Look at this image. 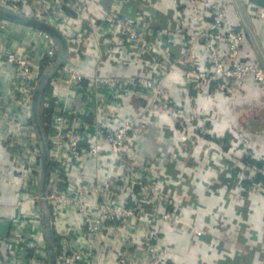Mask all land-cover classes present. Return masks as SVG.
Wrapping results in <instances>:
<instances>
[{
	"label": "built area",
	"instance_id": "obj_1",
	"mask_svg": "<svg viewBox=\"0 0 264 264\" xmlns=\"http://www.w3.org/2000/svg\"><path fill=\"white\" fill-rule=\"evenodd\" d=\"M115 1L120 5L127 0ZM188 1L191 14L181 19L180 28L158 32L146 20V8L128 17L120 12L102 17L98 0H0V7L46 21L69 40L68 59L51 78L50 97L41 107L51 111L47 140L53 169L45 201L57 241L56 264H177L173 257L178 245L172 233L182 230L190 232L191 245L212 246L216 237L199 217L207 206L193 186H186L209 156L216 172L204 182L208 194L227 191L224 176L232 177L234 191H241L243 206L229 228L248 243L264 244L253 225L241 219L244 207L254 213L251 201L264 198V152L253 150L254 133L247 130L231 134L228 149L216 146L209 138L226 133H216L193 94L211 89L223 93L233 109L246 81L252 79L256 87L264 88V68L259 61L246 59L249 39L233 0ZM244 5L250 19H264V7L245 1ZM68 12L77 15L75 20L68 18ZM101 21L108 35L98 39L94 30ZM12 24L0 18L1 33ZM27 29L33 44L8 42L3 56V64L13 67L10 95L19 114L14 118L4 114V151L13 169L9 183L17 188L16 201L4 205L0 216V225L7 219L11 222L8 237L0 236V246L11 264H48L32 97L59 49L46 33ZM40 37L46 39L44 50L35 46ZM122 52L137 59V73L92 75L80 68L92 56L102 69ZM174 74H179V82L169 87ZM172 91L190 105L189 111L177 104ZM1 96L0 91V105ZM134 99H146L148 104L137 109ZM154 115L170 117L173 134L165 135V148L162 145L154 157H146L139 143ZM14 126L25 132L24 142L15 136ZM188 148L197 159L194 167L185 162ZM167 162L177 167L175 177L168 173ZM189 194L192 199L187 201ZM213 211L214 216L219 209ZM223 245L216 240L212 246L219 254L217 264L242 256L240 249L229 251Z\"/></svg>",
	"mask_w": 264,
	"mask_h": 264
},
{
	"label": "crops",
	"instance_id": "obj_2",
	"mask_svg": "<svg viewBox=\"0 0 264 264\" xmlns=\"http://www.w3.org/2000/svg\"><path fill=\"white\" fill-rule=\"evenodd\" d=\"M244 1L264 7V0ZM98 2L100 5L97 7L100 9L101 13L103 12L102 17L109 12H120V15L128 17L132 15V13H142L145 8L149 9L147 14H145V18L150 26L156 25V27H154L158 32L160 31L159 29H169L170 31L179 29L181 26V19H188L191 14L188 0H127L120 5L117 4L115 0H98ZM72 12H68V18L75 20L77 15ZM235 16L236 15L233 14L234 18ZM251 20L256 35L264 49V19L252 17ZM95 27L94 31L98 32L97 38H106V35H108L106 23L101 21L100 23H96ZM8 42L14 45L32 43L30 37H28L27 27L13 23L5 34H2L0 31V91L2 95V105H0V216L3 214L4 205L16 201L17 188L15 185L9 183V179L13 174L12 161L10 156L4 151L6 139L4 114L8 112L12 117L18 116L19 114L16 106L13 105L14 101L10 95L13 67L3 64L4 52L7 50L6 46H9ZM35 42L36 45H34L37 46L38 49L44 50L46 48L45 38H37ZM245 52L247 60L258 61L257 54L250 43L246 46ZM175 54L177 56L181 55L177 50ZM79 65L82 71L92 75L98 73L131 75L137 73L140 69L137 59L123 52L115 62L108 64L102 69H100L99 60L92 56L82 61ZM178 82L179 74H174L168 79L167 85L172 87L173 84ZM193 94L202 102L203 111L211 117L212 122L210 125L216 130V133H226L225 136L221 138H216L215 136L209 138L213 140L216 146L221 149H228L230 147L231 134L240 130H247V132L250 131L254 133L252 137L253 150L259 153L264 152V88L256 87L252 79L246 81L244 91L233 109L229 106L228 100L224 97L223 93L211 89L203 93L201 92L200 94L197 92ZM171 95L179 106H184L187 110L189 109L190 105L187 104L185 100L183 101L180 99V96L176 92L172 91ZM145 100L134 99V106L137 109H140L141 106H147L148 103ZM185 109L184 112L188 113L189 110L186 111ZM152 118V122L147 129L144 130V134L141 135L139 143L142 156L146 157H154L156 150L162 149L161 146L163 145L164 147V143L167 142L165 141V135L173 134L171 131L173 128V120L170 117L166 115H154ZM13 132L18 139L23 142L25 141V132L23 130L14 126ZM187 153L188 158H185V162L194 167L197 165V159L192 155L193 150L188 148ZM210 157L211 156L207 158L206 165L197 169L196 175L187 180L186 186L189 188L193 186L200 195L201 201L207 206L206 209L201 210L199 217L200 222L206 223L216 237L212 246H216V240H219L224 244L223 249L225 248L229 251L233 248L240 249L243 259L239 264H264V244L258 246L254 242L248 243L243 236H238L234 228H229V225L232 224L237 217L238 208H242L241 206H243V202L240 199L241 191L238 193L237 190V192L233 190L232 177L224 176V181L228 186L227 191L224 188V190H221V194H218V191L212 196L208 194L204 182L212 178L216 172L215 165H211L210 163ZM174 165L175 164L170 162L166 163L168 173L171 177H175L178 173L177 167ZM180 194L185 195L182 192H180ZM191 199L192 196L189 194L187 201ZM250 205L254 213H249L247 207H244L241 219L252 224L258 236L264 239V232L262 229L264 198L258 196L251 201ZM216 208L219 209L218 213L214 214V216L211 215L212 211ZM186 215H188V213H186ZM185 218L187 217L185 216ZM214 222L217 223V225H215ZM185 223L188 225L189 221H185ZM172 238L178 245L175 256L173 257V261L177 264H217V259L219 258L217 251H215L211 245H191V234L189 231H174L172 233ZM210 238L211 237H209V239ZM5 252V247L0 246V264H11ZM232 261H230L231 264L236 262V259Z\"/></svg>",
	"mask_w": 264,
	"mask_h": 264
},
{
	"label": "water",
	"instance_id": "obj_3",
	"mask_svg": "<svg viewBox=\"0 0 264 264\" xmlns=\"http://www.w3.org/2000/svg\"><path fill=\"white\" fill-rule=\"evenodd\" d=\"M233 4L239 14L247 38L249 39L250 44L252 45V47L254 48L257 54L258 61L264 68V49L256 35L252 21L246 11L244 1L233 0ZM0 18L14 24L22 25L27 28H32L46 33L56 41L59 49L57 60L41 76L32 97V123L35 128L36 135L39 141V148L41 152V164H42L41 182L39 187V194L41 195L39 199V207L42 215L44 234L48 247V255H49L48 264H56L55 241H54L53 231L50 225V220L48 217V213L46 209V201H45L49 178H50V172H51L49 143L47 140V135L45 134L41 125L40 112H41L44 94L49 85L51 78L65 64V62L68 59L69 40L58 28H56L52 24L31 16L13 12L3 7H0ZM10 230H11V222L7 219L3 221L0 225V236L3 238L8 237Z\"/></svg>",
	"mask_w": 264,
	"mask_h": 264
},
{
	"label": "trees",
	"instance_id": "obj_4",
	"mask_svg": "<svg viewBox=\"0 0 264 264\" xmlns=\"http://www.w3.org/2000/svg\"><path fill=\"white\" fill-rule=\"evenodd\" d=\"M137 1V0H135ZM253 1V0H252ZM257 1H260V0H257ZM156 27V25H154ZM250 43V42H249ZM257 61V60H256ZM50 97V88L49 86L47 87L46 91H45V94H44V101L46 98ZM51 113V111H47L45 110L44 108L41 109V112H40V121H41V125H42V128L45 132V134L47 135V133H49L50 131V125H49V117L47 116V114ZM50 167L51 169H53V165L50 163ZM237 170L234 171V175L236 176L237 175ZM246 185L249 186L250 183L249 182H246ZM55 241V239H54ZM56 245H57V241H55ZM243 259V257H238V259H236V262L232 263V264H239L241 262V260ZM233 262V261H232ZM231 264V262L229 263Z\"/></svg>",
	"mask_w": 264,
	"mask_h": 264
},
{
	"label": "rangeland",
	"instance_id": "obj_5",
	"mask_svg": "<svg viewBox=\"0 0 264 264\" xmlns=\"http://www.w3.org/2000/svg\"><path fill=\"white\" fill-rule=\"evenodd\" d=\"M247 132V131H246Z\"/></svg>",
	"mask_w": 264,
	"mask_h": 264
}]
</instances>
